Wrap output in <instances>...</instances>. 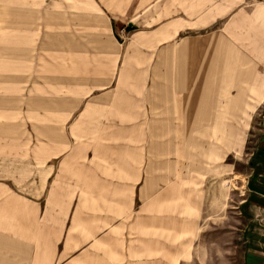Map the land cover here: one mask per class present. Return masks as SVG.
<instances>
[{
    "label": "crops",
    "instance_id": "0c3cea01",
    "mask_svg": "<svg viewBox=\"0 0 264 264\" xmlns=\"http://www.w3.org/2000/svg\"><path fill=\"white\" fill-rule=\"evenodd\" d=\"M105 114L128 126H102ZM104 129L190 131L197 142L202 131L213 155L239 148L242 264H264V0H0V264H151V215L108 213L120 189L133 199L134 179L149 190L150 134L138 165L129 144L103 155L99 140L69 137ZM204 205L191 202L160 258L215 264L216 247L231 252L229 231L217 245L214 224L199 237L198 212L216 207Z\"/></svg>",
    "mask_w": 264,
    "mask_h": 264
},
{
    "label": "rangeland",
    "instance_id": "374dc122",
    "mask_svg": "<svg viewBox=\"0 0 264 264\" xmlns=\"http://www.w3.org/2000/svg\"><path fill=\"white\" fill-rule=\"evenodd\" d=\"M9 5L13 6V3ZM7 37L8 42H13L14 35H8ZM125 38L126 34L122 39L124 40ZM7 90L13 93V82H8ZM123 117L125 116L105 114L102 116V121L105 123L102 124V126L112 125V127H126L128 126V121L124 120L126 117L124 119ZM135 117L136 119L132 118L130 121L135 123L134 126H138L137 123H142L143 118L142 116H140V118L137 116ZM72 118L71 121L76 122L78 114H74ZM198 133L199 142L191 140L190 131L160 132L151 130V132H144L143 130L126 131L104 129L87 132L75 130L70 132V136L69 134L67 135V137L69 136L72 140L78 138H92L99 140L101 146L92 147V150H101V154L103 153V155H113L116 149H119L121 152L123 146L129 144V148L125 147L124 149L127 150L133 148L136 150V153L140 150V153L135 156L136 158L134 161L135 164L138 165V158L140 160L143 158V137L144 135L147 137L150 134L152 147L150 155L151 179L149 190L147 189L149 194L148 191H145V194L143 193L142 179H134L133 182L135 184V189L133 199H131V193L128 195L126 189H122L123 191L120 189L118 194L120 200L119 210L118 212L115 210L108 211V213H111L113 216L117 213L121 223H127L128 221L132 222L131 220L133 218H135V222H137L139 219L138 217L144 212L147 216L151 215L150 234L153 246L151 248V264H176V260L169 256L162 258L159 257L162 251L165 252V249L163 246L162 251H160V248H158V242L162 241L165 243V241H170V244L175 242V232L173 228L176 224L180 225V218L190 220L192 213L190 210L191 202L193 201L196 204L198 200H200L203 206H205L204 204H206L210 198L214 199L216 207L215 210L210 211L209 214L206 210H200V212H198V214H200L199 226L201 228L199 237L201 238V236H204L202 238H206L208 232L210 235L212 230L211 224H214L213 232L216 241L215 245H217L222 236L229 231L232 239L231 252L226 250L223 251L216 247L214 252L215 264H242V241L239 239L240 232L238 230L240 222L237 219L236 210L242 193L243 178L240 176V173L243 171L244 154L238 150L239 148L232 146L231 155L227 157L224 152L220 150L221 148L218 147L215 148V155H213L212 152H208V147L206 146L207 132L200 131ZM236 135L238 136V134ZM177 137H180L179 141L175 140ZM54 138H62L61 132L56 131ZM131 139L134 140L133 142L135 145L140 147H130L132 144ZM128 140L131 141L127 143ZM218 143L219 141L216 137L215 144ZM104 145H108V147H105ZM113 145H119V148ZM0 151V154H6V149L4 150L1 148ZM218 152H220L219 155ZM145 159L147 163V157H145ZM55 165L57 169L59 162H56ZM126 181L130 182L132 180L118 179L120 186L121 183ZM79 199L78 195H76L72 202L70 215L77 212ZM128 201L130 203L134 202L133 209H129ZM223 202L224 206L222 205ZM144 204L145 210L147 209L146 211L143 210ZM88 212L89 211L86 213L88 214ZM193 213L196 215V211ZM224 222H230V229L223 226ZM204 255H206L205 252ZM210 255H213L212 252ZM202 260L204 259H199L192 263L188 258L185 259L182 264H201ZM58 264H64V260L60 258ZM72 264L80 263L73 262ZM86 264L94 263L88 259Z\"/></svg>",
    "mask_w": 264,
    "mask_h": 264
}]
</instances>
